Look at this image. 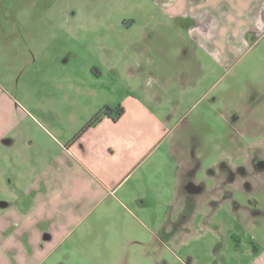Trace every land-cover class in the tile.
Masks as SVG:
<instances>
[{"label":"crops","instance_id":"obj_1","mask_svg":"<svg viewBox=\"0 0 264 264\" xmlns=\"http://www.w3.org/2000/svg\"><path fill=\"white\" fill-rule=\"evenodd\" d=\"M165 7L171 17L190 22V38L217 67H226L245 47V34L264 30V0H167ZM200 68L191 88L186 69L169 73L167 67L149 66L155 87H136L139 93L128 90L120 100L92 106L64 97L59 116L77 124L73 134L59 141L50 160L45 149H37L22 167L11 149L6 169L2 156L11 143L0 129V264H91L97 262L92 251L98 249L101 262L107 263L102 252L107 243L88 236L107 233L106 228L91 227L103 215L120 216V262L133 261L137 247L162 255V247L170 243L189 245L211 237L203 256L188 257L184 264H264V230L254 233L261 214L246 208L245 196L244 201L235 192L223 196L218 175L206 188L211 197L206 196L197 177L199 155L171 124L177 121V107L203 79ZM167 80L176 81L179 89L171 100L173 109L161 92ZM92 90L87 87L85 92L94 95ZM115 104L124 109L118 118L105 116L71 141L100 108ZM223 187L235 189L229 181ZM207 200L215 206L206 205ZM222 205L228 209L221 211ZM119 206L120 214L111 217ZM136 224L148 234L142 236ZM74 234L73 241H67Z\"/></svg>","mask_w":264,"mask_h":264},{"label":"rangeland","instance_id":"obj_2","mask_svg":"<svg viewBox=\"0 0 264 264\" xmlns=\"http://www.w3.org/2000/svg\"><path fill=\"white\" fill-rule=\"evenodd\" d=\"M166 1L0 0V129L6 130L5 139L11 143L2 156L6 169L11 149L17 151L19 166L37 149H45L50 160L59 141L73 134L77 123L59 116L64 97L92 106L105 99L120 100L128 90L139 93L136 87H155L149 66L167 67L169 73L186 69L190 88L200 67L205 71L199 85L186 95L185 104L177 107V121L171 124L174 133L184 135L189 149L199 155L197 177L206 196L211 197L206 188L213 185L212 170L217 173L215 168L223 164L246 161L249 146L264 142V30L245 34V47L226 67H217L190 38V22L168 14ZM175 82L167 80L161 90L171 109L172 97L179 91ZM76 86L78 92L72 90ZM87 87L95 94L88 96ZM181 115L185 116L178 121ZM219 172L223 177L225 170ZM262 180L254 193L263 196L258 210L264 211V174ZM236 197L244 201L243 193ZM207 204L215 206L212 200ZM112 210L111 217L120 214V206ZM260 216L255 234L264 230V214ZM96 219L92 229L106 228L107 233L88 236L107 243L102 252L108 262H101L98 249L92 251L98 256L91 264H184L188 257H202L213 241L204 237L189 245L170 243L162 247V255L149 247H137L133 261L120 262L116 243L120 241V216ZM137 226L142 236L148 234L142 225ZM74 238L75 234L67 241Z\"/></svg>","mask_w":264,"mask_h":264},{"label":"flooded vegetation","instance_id":"obj_3","mask_svg":"<svg viewBox=\"0 0 264 264\" xmlns=\"http://www.w3.org/2000/svg\"><path fill=\"white\" fill-rule=\"evenodd\" d=\"M221 169L219 167L217 170V173L220 175L217 185L222 190V195H232L234 192L237 195L238 192H241L243 196L247 197L246 208L253 213L262 214L264 211L258 210V208L263 196L258 192L254 193V190L255 188L258 189V183L261 184L263 182L264 142L259 141L249 146L248 158L242 164L234 165L233 167L223 164ZM224 170L225 174L222 177L219 171ZM212 172L218 175L215 170H212ZM227 181L231 182V184L233 183L235 186V189L231 190V192L223 188L224 183ZM254 183H256V185H254ZM202 189L203 188H201V190ZM239 206L238 204L236 205L237 208H239Z\"/></svg>","mask_w":264,"mask_h":264},{"label":"trees","instance_id":"obj_4","mask_svg":"<svg viewBox=\"0 0 264 264\" xmlns=\"http://www.w3.org/2000/svg\"><path fill=\"white\" fill-rule=\"evenodd\" d=\"M124 109L121 105H117L115 107L107 106L100 108L89 120L86 124L72 137L71 141H74L79 137V135L86 130L88 127L97 123L101 118L105 116L112 117L113 119L118 118Z\"/></svg>","mask_w":264,"mask_h":264}]
</instances>
